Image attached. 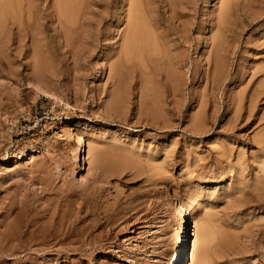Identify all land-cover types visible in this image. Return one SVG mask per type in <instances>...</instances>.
I'll return each instance as SVG.
<instances>
[{
	"label": "rangeland",
	"instance_id": "374dc122",
	"mask_svg": "<svg viewBox=\"0 0 264 264\" xmlns=\"http://www.w3.org/2000/svg\"><path fill=\"white\" fill-rule=\"evenodd\" d=\"M252 1L250 3L252 10H261L259 17L253 24L246 26L242 25L246 22L245 12L234 11L229 28L235 31L238 43L235 54L232 51L228 54V77L221 85L204 90L202 95L206 103L204 109L202 108L199 112L195 110L197 99L205 84V81L203 82L205 66L202 67L204 63H201L199 58L200 49H205L206 36L209 35L207 21L201 28L202 19L206 18L202 14L209 13L217 0H190L193 25L189 32L192 42L185 46L187 66L184 69L186 74L181 91L177 102H174L173 97L170 96V88L164 87L161 77H153L155 84H158L152 86L155 87L154 92L156 90L160 94L162 110L160 112L159 109L148 116L138 114V108L141 91L146 93L150 87H147L149 85L147 82L144 80L141 82L138 79L136 72H132L127 77L129 94L127 110L121 114L119 109L104 106L111 101L109 94L117 90V83L121 79V71H119L120 74L110 71L114 57L110 61L109 58L107 59L108 54L114 53L113 48L119 40L116 31L118 24L113 18V12L116 7H120L121 0L92 2L88 15L91 24L86 27L87 32L80 34L81 52L76 63L74 64V61L72 63L74 67L71 65V58L66 56L67 48L63 46V40L58 37V27L53 22L52 0H34L30 9L25 0L22 1V7L19 9L13 5L12 9L10 7L0 9L2 12L0 13V105L2 106V109L0 108V123H2L0 145L5 149L0 151V200L4 198L3 202L8 201V195L11 196L14 193L12 196L20 198L19 200L24 198L22 196H26V199L24 198L26 202H33L31 204L36 202L34 207L40 203L45 205L44 202H46V207L49 209L40 204L34 216L39 215L38 218L41 221H47L51 215L53 216L52 213L56 212L53 217L57 221L63 218L65 221L64 223L62 220L63 227H66V223L67 226L69 223L72 224L73 219L82 217L74 221L77 224L71 226L72 230L67 241L73 245L72 249H76L75 252L71 250L70 253L66 249L67 253L64 249L61 254L55 255V260H61L59 261L61 264H70L73 258V262L77 264H169L170 257L181 239L182 217L179 210L181 200L187 205L201 202L204 206L201 214L205 213V209L215 211L219 223L222 222L221 225L236 235L237 238L233 237L231 245L225 248L217 258L215 257V264H264V178H256L261 164L255 157L264 151V143L259 144L258 140L253 138V132L264 128V120L253 125L250 123L253 116H247V110H251L253 115L260 114L264 110V99H262L264 95L258 98L251 109L247 108L248 104L244 100L238 109L239 113L235 112L231 104L232 95L237 91L234 89L240 82L238 73L241 71L237 67L238 58L241 55L246 63H252L254 41L264 33V4L258 6L256 0ZM160 13L165 16L163 9ZM198 31H200L199 35ZM228 35L231 36L232 33L229 32ZM197 37H201L202 40L200 46L195 49ZM40 44H43V48L54 57L59 78L58 89L62 95L70 98L72 104L76 105L73 110L67 109L66 105L52 103L44 98L41 91L36 90L29 80L33 66L38 60L36 48ZM194 69L196 74L193 76L191 72ZM70 73L73 75L72 78L74 76L75 78H70ZM243 77L242 80L247 83V79H250L249 72L243 71ZM157 87L160 91L156 89ZM23 96L26 97L24 100H22ZM196 111L201 115L198 119H193ZM198 120L203 122V125L194 128L193 123H198ZM17 121L22 123L19 124ZM243 131L248 134L246 135ZM114 132L119 137H121L120 134H127L129 138L124 142L130 147L137 146L140 150L137 155H134L129 148L127 152L130 158L121 159V162L115 159V165L118 166L115 169L117 173L113 172L107 177H100V172H97L96 168H88L87 144L90 141L99 149L104 145L101 142L102 136L106 138ZM7 140L8 143H5ZM104 141L107 142V140ZM219 142L226 144L225 154L228 153L229 156L224 154L221 157L217 153ZM75 145H78V148L73 150ZM34 147L37 148V152L34 153V157H31L30 149ZM239 147L245 155L242 161L235 158ZM18 148L25 150L24 155H19ZM7 155H9V162L4 165L2 159H5ZM135 161L138 165L140 164L139 168L138 165L133 168ZM235 163L243 165L242 171L245 176L243 175L241 179H246L243 186L236 185L239 170H236ZM129 164L131 167L128 166ZM122 165L123 167L120 168ZM231 166L234 167L231 168ZM154 167H156L155 170ZM140 170L145 171L141 173ZM221 171L224 173L219 183H214ZM231 181L234 184L229 188L227 186ZM1 184L6 188H3ZM199 185L203 192L200 197L196 195L195 197L191 192ZM42 188L45 190L42 191L44 194L40 192ZM239 188L244 189L246 195L245 199L241 198V202L236 204L232 200L240 197V194L236 193ZM191 194L193 195L190 196ZM58 202L61 204L59 205ZM51 204L56 208L54 209L55 206ZM40 206L44 208V212ZM17 207L19 206H14V210L13 207L11 210L0 209V222L1 224L3 222V225L0 224V231L3 230L2 227L8 231L7 224L11 223L8 219L11 218L12 222L14 221L13 215H15L14 211L18 210ZM77 207L81 208L80 211ZM76 209L78 212L75 211ZM83 209L86 210V215ZM46 211L49 212L48 215H45ZM73 212L75 216L73 215L71 220ZM80 212L84 215L79 214ZM67 218L71 221L66 222ZM24 220L21 219V223L22 221L24 223ZM21 225L18 230L24 227ZM76 225L79 227L81 225L82 228L78 226L79 229L74 228ZM89 228L93 230L90 232ZM73 229L75 232L77 229L79 235L77 232L75 234ZM82 229L87 230L89 235L81 231ZM72 235L78 236L79 240ZM80 235L84 236L83 240H80L82 239ZM79 243L83 244H80L82 248ZM77 245L80 248L77 249ZM63 252L67 257H60ZM19 253L25 255L22 250ZM19 253L13 255L11 257L13 259H10V256H3L2 258H9L10 261L2 259L0 263L5 264L9 261L7 264H15L19 261L21 264L22 262L30 264L25 260L26 257ZM50 256L47 257L50 259L52 258ZM17 257L18 260H16ZM184 257L182 264H190V253L187 258L186 255Z\"/></svg>",
	"mask_w": 264,
	"mask_h": 264
},
{
	"label": "bare ground",
	"instance_id": "6f19581e",
	"mask_svg": "<svg viewBox=\"0 0 264 264\" xmlns=\"http://www.w3.org/2000/svg\"><path fill=\"white\" fill-rule=\"evenodd\" d=\"M22 1L23 0H0V9L2 10V8H7V7L11 8L12 5L15 6L16 8L18 7V9H19V7H22V5H21ZM33 1L34 0H25L29 9H30V6L32 5ZM251 1L252 0H217V3L214 5V7L211 9V11L209 13H203L202 14V16L205 15L206 18L202 19L201 28H203V23L205 21H207L206 23H208L207 26L209 28V33H208L209 35H208V37L206 36V42H205L206 47H205V49H203V48L200 49V57L199 58L201 59V63H204V64H202V67H203V65L205 66L204 67V74H203V82L205 81V84H204L203 91L199 92V98L197 99V109H195V110H197L199 112L202 108L204 109V106L206 103L204 101V98H203L204 95H202L204 90L207 89L208 87L214 88L216 86L221 85L224 82V80L226 79V77H228V75H227V72H228L227 67H228V61H229V57H228L229 55L228 54L231 51H232V53L235 54V48L237 47V43H238V40L236 39L237 37L235 38V35H236L235 31H233V30L231 31V29L229 28V24H231V19L233 18L232 15H234V11L241 12L243 10L245 12L246 22L242 25H246V26L253 24V22L255 20H257L259 17V12L261 10H259V9L258 10H254V9L252 10V8L250 7ZM25 2H23V3H25ZM92 2H94V0H52L51 7H52V17L54 18L53 22L58 27L57 28L58 37L63 40V42H64L63 46H65L67 48L66 56L68 55V57L71 58V65H73V67L77 61L76 59H78V57L80 56L79 53L81 52L80 51V47H81L80 34H82L83 32H87L86 27H88L91 24L89 21L88 15L90 13V7H91ZM256 2L258 3V6H262L264 4V0H256ZM189 3H190V0H121L120 7L119 8L116 7V10L113 12V18H115L117 20V24H118V25H116V31H117L119 40H118V42H116L115 48H113L114 53L112 55L108 54V56H107V59L109 58V61L112 59V57H114L113 58L114 62L112 61V64L110 66V71L113 70V71H116L118 73H119V71H121V77H120L121 79L119 82L117 81L118 82L117 88H116L117 90L116 91L114 90L115 91V92L113 91L114 93L109 94L111 96V101H109L108 103H105L104 106H107V108H110V109H116V110L119 109L121 111V114H122V112L127 110L128 105H129V97H128L129 94L127 91V82H128L127 77L132 72L133 73L136 72L138 79L141 82H142V80H144V82H147V85L149 84L147 87H150L149 89H147L146 93H143L141 91L140 106L138 108V114H144V115L148 116V115H151V113H153V112L156 113V111H158L159 109H160V112L162 110L161 109L162 101L159 98L160 94H158V92L156 90L154 92L155 87H153L154 85H157L158 83L155 84L153 77H157V78L161 77L160 79L163 82L164 87L170 88V91H171L170 96L173 97L174 102H177L176 100H177L178 94L181 91V87L183 85V78H185V74H186L184 71V69L187 66V59H186L187 56H186L185 46H186V44H189L192 42L191 34L189 31L191 29L190 28L191 25H193L192 17H191V13L193 12V10H191V8L189 7ZM161 9L164 10L165 16L161 15V13H160ZM260 9H261V7H260ZM0 13H2V12H0ZM12 13L14 14V12H12ZM20 14H21V11H20ZM192 15H193V13H192ZM0 20H1V18H0ZM229 32L232 33L231 36L228 35ZM199 34H200V31H198V35ZM87 35H88V33H87ZM259 35H260V33H259ZM201 40H202L201 37L200 38L197 37L195 49H197L200 46ZM36 49H37L36 57L38 60H37L36 64L33 63L34 64L33 72H31V75H29L30 76L29 80L32 82L33 87L36 90L41 91V93L44 95V98L50 100L52 103L56 102V103H59L62 105H66L67 109L70 108L73 110L76 107V105L72 104V102H70V98L62 95V93L58 89V84H59L58 79L59 78H58L57 73H56V64H55L54 57L52 56L51 53H49L47 50H45L43 48V44H40V46ZM252 59H253L252 63H250V62L246 63V60L243 59L241 55L238 58V63H237L238 66L237 67L240 68V71H241L238 73V74H240V82L238 85H236L237 86L236 89H234V91L235 90H237V91L234 92V94L232 95V103H231L234 106L233 108H234L235 112L237 111L238 113H239L238 109L241 107V104L244 100L246 101V104H248L247 108L251 109L254 106L255 102L258 100V98L264 95V33H262L254 41V50H253ZM73 61H74V64H72ZM69 62H70V60H69ZM195 66L197 67L198 65H195ZM247 67H249V68L247 69ZM73 71H74V69H73ZM243 71L249 72L250 79L248 80L246 78L247 81L245 80L247 83H244V81L242 80V78H244L243 77ZM71 72H72V70H71ZM191 73L194 76L196 74V69H194ZM112 74H114V73H112ZM235 74H236V72H235ZM69 75H71V73ZM72 76L73 75H71L70 78H72ZM73 78H75V76ZM156 80H158V79H156ZM137 82H138V80H137ZM160 86H159V88H161ZM142 87H144V86H142ZM68 88L70 89V87H68ZM139 89L141 90V87ZM156 89L159 90L158 87ZM25 98L26 97L23 96L22 100H24ZM262 99H264V96ZM1 107L2 106L0 105V108ZM163 110H164V108H163ZM231 110H232V108H231ZM246 110H245V112H246ZM197 111H196V114L194 113L193 119H196V118L198 119L199 118L198 116L201 115ZM201 113H202V111H201ZM238 113H237V115H238ZM240 115H241V113H240ZM243 116L245 118V115H243ZM247 116L248 117L253 116V118L251 119V122H250L251 124H253V125L256 123L258 124V122L260 120L261 121L264 120V110L262 112H260V114L256 113L254 115L252 114L251 110L250 111L247 110ZM234 119H236V118H234ZM246 119H248V118H246ZM202 121H203V119H202ZM247 121H249V120H247ZM18 123L21 124L22 121H19ZM233 123H235V121ZM1 124L2 123H0V127H1ZM193 124L195 126L194 128H199L201 125H203V122H201V121L199 122V120H198V123L196 122ZM253 133H254L253 138L255 140H258L257 143L263 144L264 143V128L257 129ZM80 135H79V138H80ZM120 135H121V137H119V135L116 132H114L110 136L109 135L106 136V138L105 137L103 138V136H102L101 142H103L104 145H103V147H101L99 149L97 147H94L92 145V142L88 141L87 158H86L87 163H88V168H90V169L96 168L97 172L98 171L100 172V174H99L100 177H107V176L111 175L113 172L116 174L117 172H115V169L118 166L115 165V161L119 159L121 162V159H124V158L126 160V157H128V155H129V153L127 152L129 148H130L129 149L130 152H133L134 155H137L139 153L140 148H138L137 146H134V147L131 146L130 147L127 145L126 142H124L127 138H129L127 134L123 133ZM117 137H119V138L116 139ZM104 140H107V142L105 143ZM230 141H231V138H230ZM29 142H30V140H29ZM5 143H8V140ZM27 145H28V143H27ZM225 145L226 144H224V142H222V143L219 142L218 150H216V148H215L216 151H219L217 153H219L221 155V157H223L222 155H224L226 153ZM77 148H78V145H75L73 150H76ZM240 148L241 147L238 148L239 152H238V154H236L237 157H235V158H237L238 161H242L244 159L243 158L244 154L240 151L241 150ZM4 150H5L4 146H1L0 151H4ZM259 151H260V149H259ZM36 152H37V148L34 147L33 149H30L31 157H34V153H36ZM18 153H19V155H24L25 150H22V148L21 149L18 148ZM252 153L254 154V152H252ZM225 155L229 156L228 153ZM8 156L9 155H7L5 159H2L4 165H7L9 162ZM255 157H257L259 159L258 161L261 164V166H260L261 168L258 170V174L255 173V174H257L256 178H258V179L264 178V151H262L259 155H255ZM128 158H130V157H128ZM258 161L255 162V160H254L255 163H258ZM119 164H122V163H119ZM125 164H126V162H125ZM133 164H134L133 168H136L135 165H138L136 161L133 162ZM139 165H138V168H139ZM128 166L131 167L130 164ZM154 166H156V165H154ZM158 166H160V165H158ZM235 166L237 167L236 170H239V172L237 173V177H236L237 178V184L236 185H238V184L239 185H242V184L245 185L246 179L245 180L241 179V177L244 175L243 174L244 171H242L243 165L241 163H237V164L235 163ZM121 167H123V165L120 166V168ZM150 167H152V166L150 165ZM233 167L231 166V168H233ZM155 168L156 167H154V170H155ZM137 170L139 171V169H137ZM120 171H121V169H120ZM144 171L140 170L141 173H143ZM232 171H233V169H232ZM137 173H139V172H137ZM223 173H224L223 171L219 172V176L217 179L214 180V183H219L220 178L222 177ZM253 173H254V171H253ZM81 178L84 179L83 176H81ZM232 184H234V183H232V181H231L227 187H229V188L232 187ZM2 187L4 188L5 186L2 185ZM44 188H42V190L40 192L45 191V190H43ZM70 190H72V189H70ZM70 190H69V192H71ZM1 191H3V189ZM192 191L193 192H191V193H194V196L196 195L197 197H200L202 192H203L200 185L194 187V189ZM6 192H8V191H6ZM64 192H66V191H64ZM69 192H67V194ZM244 192H245V190L242 188L237 189L236 193L240 194V197L234 198V200H232V201H234V203H236V204H239L242 199H245L246 194ZM10 193H11V191H10ZM236 193H234V194H236ZM2 194H3V192H2ZM13 194L14 193H12V195ZM42 194H44V193L42 192ZM9 195L7 197L8 201L6 200L5 202L2 201V200H4V198H3V196H1L3 199L0 200V209L4 208L6 210H11L13 207V210H14V206L18 205L19 207H17V209H18L17 211H14L15 212V215H13L14 216V221H13L14 223L12 222L11 218H9L10 220L7 218L9 216L6 217L8 219V221L11 222L10 224H7L9 222L6 221L7 227L9 226V228L7 229L8 231L5 230V227H2L3 230H1V231H5V232L0 231V260L3 259L6 261L7 260L10 261V259H13V258H11L13 255H18L17 253H19L20 250H22L25 252V255L23 254L26 257L25 260L29 261L30 264H61V262H59L61 260H59V261L57 259L55 260V255L58 256L59 254H61V252L64 249H65V252H67V250L69 252L71 250H74V252H75L76 249H72L73 245L68 243L67 241H68V237L70 235L69 233L71 232L70 230H72L71 226L73 224H75L76 222H74V221H76V219L78 221V219L81 216L79 218L74 217L75 218V220H74L73 219L74 212H73L72 217H71V220L73 219V221L71 222L72 224L69 223V225L67 226V223H66V227L65 226L63 227V225H62L63 224V222H62L63 218L60 217L62 220L57 221L53 217L56 212L52 213L53 216L52 215H51V217L49 216L50 218H48L47 221H41L38 218L39 215L34 216V214H36L35 213V211L37 210L36 208H38V206L40 204H43V203H40L37 207H34V206H36L34 204H37V203L35 202L34 204H31L33 202H31V203L26 202V200H24V198L26 196H22V198L23 197L24 198L19 200L20 198L17 199L15 196H12V195L9 196ZM39 195L40 194H38V196ZM192 195L193 194H191L190 196H192ZM68 196L70 197V195H68ZM75 198H76V196H75ZM57 199L58 198H56V199L54 198V200H57ZM69 200H72V199H69ZM57 201H60V200H57ZM66 201H68V199ZM44 203H45V205L44 204L43 205H44V207H46L47 206L46 202H44ZM48 203H50V202H48ZM56 203H55V205H56ZM52 204H54V203H52ZM52 204H51V206H55ZM58 204H59V202H58ZM254 204H255V201H254ZM43 205H41V206H43ZM56 206L54 207V209L56 208ZM69 206H67V208ZM62 207H64V206L62 205ZM203 207L204 206L201 204V202H195L192 205H190V204L187 205L180 200L179 210H180V214L182 217V220H181V239L179 241L178 246L175 248L172 257H170L169 264H182V263H184V260H185L184 256L186 255V258H187V255L189 253H190V258H191L190 264H215L216 258L220 254L223 253L225 248H227L229 245H231V243L233 242V237L237 238L236 235L230 231V229L221 225L222 222L219 223V219L217 218V214L215 213V211L213 212L211 209H205L204 210L205 213L201 214ZM46 208H47V210L49 209V207H46ZM77 208H79V207H77ZM15 209H16V207H15ZM41 209H42V207H41ZM50 209H52V208H50ZM58 209L60 210L59 207H58ZM80 209L81 208H79L78 211H80ZM42 210H40V211H42ZM63 210H64V208H63ZM248 210H249V208H248ZM44 211L45 210H43L42 212H44ZM75 211L78 212L77 209ZM84 211L85 212H83V213L85 214L86 210H84ZM10 212H8V213H10ZM14 212H13V214H14ZM32 212H34V213H32ZM48 213L49 212H47V214H45V215H48ZM0 214H1V212H0ZM66 214H67V212H66ZM79 214H81V212ZM24 215L26 216V218H24L25 217ZM58 215H62V214H58ZM78 215H76V216H78ZM40 216H41V214H40ZM87 216H84V217H87ZM244 216H243V218H244ZM10 217H12V216H10ZM43 217L45 218L47 216H43ZM56 217H58V216H56ZM65 217H66V215H65ZM4 218H5V216H4ZM21 219L24 220V223H23V221L21 223ZM41 219L43 220V218H41ZM258 219H260V218H258ZM71 220L68 219V221H66V222H69ZM244 222H245V220H244ZM64 223H65V221H64ZM80 223H82V222L80 221ZM0 224H1V222H0ZM21 224H24L23 226L25 228ZM240 224H243V223H240ZM1 225H3V222ZM19 225H21L23 227V228H21V226H20V228L22 230L24 229L23 231H20L21 230L20 228H19L20 230H18ZM93 225H95V224H93ZM93 225H91V226H93ZM77 226L78 225H76V227H74V228L79 227V226L78 227ZM239 226L240 225H238V227ZM80 227H81V225H80ZM88 227H89V225H88ZM241 227H242V225H241ZM74 230L75 229H73V231ZM92 230L93 229L91 228L90 232ZM81 231H83V229ZM81 231L79 230V232H81ZM84 231L86 232L87 230L84 229ZM76 232H77V229H76ZM76 232L74 231L75 234H76ZM237 232H238V230H237ZM88 233H89V231H88ZM85 234L89 235V234H87V232ZM237 234H239V233H237ZM77 235H79V233ZM81 235H83V234H81ZM72 236H70V237L72 238ZM74 236H75V238L78 237L76 235H74ZM83 237L80 240H83ZM77 240H79V239L77 238ZM75 241H76V239H75ZM75 241H73V242L75 243ZM77 242H79V241H77ZM80 242H82V241H80ZM80 244H82V243H79V246L81 247ZM79 246L76 248L77 249L80 248ZM19 254L21 256H23L21 253H19ZM49 255H51L50 257H52V258L49 259L47 257ZM53 255H54V257H53ZM3 256H6V257L10 256L9 257L10 259L9 258L4 259V258H2ZM60 257L64 258V257H67V255L63 252V254ZM21 259H23L22 261H24V258L21 257ZM76 259L78 260V257ZM16 260H18V257ZM73 260H74V258H73ZM73 260L71 263L77 264V263L73 262ZM81 260H80V262H81ZM7 263H5V264H7ZM15 264H21V262L16 261ZM22 264H23V262H22Z\"/></svg>",
	"mask_w": 264,
	"mask_h": 264
}]
</instances>
